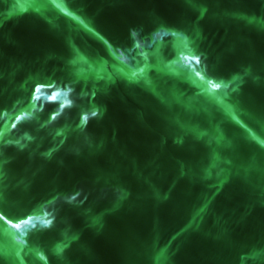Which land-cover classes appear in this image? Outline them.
Masks as SVG:
<instances>
[{"label":"water","instance_id":"1","mask_svg":"<svg viewBox=\"0 0 264 264\" xmlns=\"http://www.w3.org/2000/svg\"><path fill=\"white\" fill-rule=\"evenodd\" d=\"M0 264H264V0H0Z\"/></svg>","mask_w":264,"mask_h":264},{"label":"snow or ice","instance_id":"2","mask_svg":"<svg viewBox=\"0 0 264 264\" xmlns=\"http://www.w3.org/2000/svg\"><path fill=\"white\" fill-rule=\"evenodd\" d=\"M198 57H193L194 61L198 62ZM218 87V85H217ZM50 89V91H49ZM64 96L63 92L59 89L58 85H37L33 92V100L42 108L45 101H60L61 98ZM67 106L66 103L61 102L58 105L57 114H59L62 109ZM27 115V114H26ZM94 115V113H93ZM21 117L20 119H23ZM55 118V116H53ZM86 119V118H85ZM15 126V125H13ZM33 217H29L27 220L23 221V223L27 224L30 223ZM47 224H50L51 221H46ZM15 227L19 228L20 225L17 224Z\"/></svg>","mask_w":264,"mask_h":264}]
</instances>
